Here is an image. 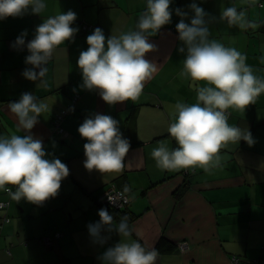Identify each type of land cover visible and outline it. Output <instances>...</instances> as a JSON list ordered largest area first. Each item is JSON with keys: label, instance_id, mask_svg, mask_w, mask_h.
I'll use <instances>...</instances> for the list:
<instances>
[{"label": "crops", "instance_id": "0c3cea01", "mask_svg": "<svg viewBox=\"0 0 264 264\" xmlns=\"http://www.w3.org/2000/svg\"><path fill=\"white\" fill-rule=\"evenodd\" d=\"M43 2L46 7L40 15L31 14L29 9L21 17L0 20V136L30 134L41 139L46 158L60 159L69 175L62 180L58 195L40 206L23 199L17 203L0 190V202H8L7 208L0 209V223L5 217L9 219L0 230V264H102L100 257L108 248L125 242L114 231H102L106 242L101 245L88 232L87 226L99 221V210L106 209L96 198L110 186L130 199L126 214H122L129 217L133 229L126 242H140L151 250L164 240L174 247L169 253L158 254L155 264H231V255L238 256L240 264L255 258L264 260V93L244 111L230 109L228 123L249 131L254 143L241 140L226 145L220 151L219 166L207 172L195 168L194 174L184 178L183 169L162 170L151 156L161 144L172 149L167 129L175 119V104L197 102L190 80L180 76L186 52L178 51L183 44L176 31L180 17L175 10L186 12L185 22L190 23V4L203 8L209 38L245 55L253 74L264 80V0H172L171 22L149 37L156 50L146 58L157 64V72L145 83L138 100L112 106L103 102L97 91L82 87L77 60L80 52L87 50L86 38L92 34L84 27L100 28L106 38L133 31L147 0ZM228 7L244 10L247 20L257 27H230L220 19ZM69 10L77 16L72 27L79 31L72 42L59 46L46 66L45 84L37 86L38 81L22 75L32 67L25 63L29 55L26 44L45 19ZM24 32L25 47L16 48L14 42ZM27 92L49 106L30 133L17 131L16 119L8 110L10 102ZM72 94H80V98L62 121L71 136L64 140L52 131V112L66 108ZM95 114L117 120L122 137L131 145L124 169L106 179L84 168L83 145L87 141L77 131ZM184 181L186 188L178 190ZM125 186L130 191L126 192ZM113 220L114 224L120 221L114 216ZM50 231H57L60 238L46 247L39 239ZM184 240L189 246L181 253L177 243Z\"/></svg>", "mask_w": 264, "mask_h": 264}, {"label": "clouds", "instance_id": "9594fccd", "mask_svg": "<svg viewBox=\"0 0 264 264\" xmlns=\"http://www.w3.org/2000/svg\"><path fill=\"white\" fill-rule=\"evenodd\" d=\"M171 2L147 0L146 10L133 31L106 38L103 31L96 28L88 35L87 50L81 51L77 60L83 89L97 91L109 106L138 100L145 83L153 79L158 70L157 64L146 58L147 53L156 50L149 37L171 22ZM45 7L43 0H0V20L21 17L29 9L31 14L40 15ZM189 7L193 12L190 23L185 22L186 12L175 10L180 17L176 31L183 44L178 51L186 52L180 76L190 80L189 87L195 88L197 102L175 104V119L167 132L178 147L169 149L161 144L153 149L151 156L162 170L201 168L207 172L220 165V151L226 145L241 140L248 145L254 143L249 131L228 123V110L244 111L253 104L264 93V80L253 74L245 55L209 38V22L203 8L195 2ZM76 19L75 12L69 10L45 19L36 27L34 38L26 44L29 55L25 63L32 67L23 71L25 79L38 81L37 86L45 84L42 78L48 62L59 46L72 42L79 31L72 27ZM220 19L230 27L238 26L243 30L257 27L247 20L244 10L236 7L225 8ZM26 35L24 32L17 37L16 48L25 47ZM8 110L16 119L17 131L30 133L38 118L49 111V106L27 92L18 101L10 102ZM77 131L87 141L83 145L86 170H95L106 179L108 174L124 169L131 145L122 137L117 120L95 114L86 118ZM46 156L42 140L30 134L0 136V190L17 203L23 199L37 206L55 198L69 169L60 159ZM125 191L130 189L125 186ZM98 216V222L87 226L96 242L101 245L106 242L102 231H114L125 240L102 254V264H155L158 253L154 248L146 249L136 241L126 242L133 232L128 216H121L118 224H114L112 214L106 209H100Z\"/></svg>", "mask_w": 264, "mask_h": 264}, {"label": "trees", "instance_id": "16d2710c", "mask_svg": "<svg viewBox=\"0 0 264 264\" xmlns=\"http://www.w3.org/2000/svg\"><path fill=\"white\" fill-rule=\"evenodd\" d=\"M95 30V28H90V29H86L85 32H93ZM80 98V94L78 96H76L75 94L71 95L70 96V99H69V104L66 108L64 109H58L54 112H52V121H51V125H52V131L54 133V135L58 136V137H61L62 139L64 140H69L70 139V133L68 134L64 128L62 127V121L63 119L68 116L72 110H73V107L76 105V103L78 102ZM78 99V100H77ZM228 112L230 113V116L232 114L231 110L229 109ZM229 116V117H230ZM55 126H54V125ZM58 129V130H57ZM61 130V132H59ZM166 138V137H165ZM165 138H162V139H165ZM168 138V137H167ZM162 139H158V140H162ZM178 147V145L175 143V140L172 139V148H176ZM195 173V169H183V171L181 172L182 176L184 178H187L188 176H191L192 174ZM169 179V178H168ZM187 180V179H185ZM165 181V180H162V182ZM186 182L184 181L182 183V185L178 188V190H182V189H185L186 188ZM110 189H114L115 191H117L115 189L114 186H110L108 187L107 189H105L97 198H96V202L98 205L106 208L107 210L111 211L113 213V216L115 217V219L119 220L122 216V214H126V209L128 207V204L130 202V199L127 195L123 194L122 192L120 191H117L119 192L121 195H123L124 197L127 198V203L122 207V208H119V209H114L113 207L109 206L108 204H103L102 201L100 200V197L103 195L104 192L110 190ZM180 194H175V197L176 198H179ZM1 230V229H0ZM57 231H50V232H46L44 234V236H51L53 233H55ZM163 246V247H162ZM174 249V247L170 244H167L164 240H160L155 248V250L157 251L158 254H162L164 252H171L172 250ZM233 258H236L238 260V264H240V258L236 255H231L229 256V261L231 262L232 264V259ZM249 264H264V260L261 259V258H255V259H251V261L249 262Z\"/></svg>", "mask_w": 264, "mask_h": 264}, {"label": "built area", "instance_id": "2783aa9c", "mask_svg": "<svg viewBox=\"0 0 264 264\" xmlns=\"http://www.w3.org/2000/svg\"><path fill=\"white\" fill-rule=\"evenodd\" d=\"M84 29H90V28H87L85 26ZM59 132H61V130ZM6 194L8 193L6 192ZM100 200L102 201L103 204H108L114 209L122 208L127 203V198L121 195L119 192L115 191L114 189H110L104 192L103 195L100 197ZM7 207H8V202H0V209H5ZM8 221H9L8 217L3 218L2 222L0 223V229L2 228V225L7 223ZM58 237H60V234L58 232H55L51 236L40 237L39 242H41L44 246L48 247L51 245L52 239ZM188 246L189 243L186 240L177 243V247L179 248V251L181 253L187 251ZM232 264H238V260L236 258H233Z\"/></svg>", "mask_w": 264, "mask_h": 264}, {"label": "rangeland", "instance_id": "374dc122", "mask_svg": "<svg viewBox=\"0 0 264 264\" xmlns=\"http://www.w3.org/2000/svg\"><path fill=\"white\" fill-rule=\"evenodd\" d=\"M59 238H60V237H58V238H53V239H52V242H53L54 240H58ZM52 242H51V243H52Z\"/></svg>", "mask_w": 264, "mask_h": 264}]
</instances>
